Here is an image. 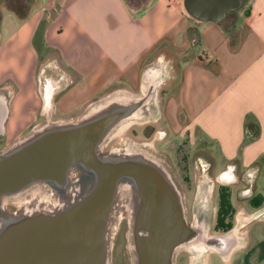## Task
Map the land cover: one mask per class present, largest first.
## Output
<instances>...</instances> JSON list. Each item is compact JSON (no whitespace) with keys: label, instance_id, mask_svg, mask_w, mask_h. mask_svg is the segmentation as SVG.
<instances>
[{"label":"crops","instance_id":"0c3cea01","mask_svg":"<svg viewBox=\"0 0 264 264\" xmlns=\"http://www.w3.org/2000/svg\"><path fill=\"white\" fill-rule=\"evenodd\" d=\"M182 1L33 0L21 18L26 0H0V148L46 116H73L104 94L157 80V119L172 134L197 131L216 176L232 164L234 180L221 186L240 202L232 226L219 230H234L229 256L186 264H264V0L203 22Z\"/></svg>","mask_w":264,"mask_h":264},{"label":"water","instance_id":"95a60500","mask_svg":"<svg viewBox=\"0 0 264 264\" xmlns=\"http://www.w3.org/2000/svg\"><path fill=\"white\" fill-rule=\"evenodd\" d=\"M182 2L197 22L219 21L242 5ZM158 83L110 94L73 117L48 116L0 148V264H111L123 218L130 264H177L183 252L195 261L229 256L234 230L211 233L206 198L189 218L182 185L161 156L131 141L105 147L121 125L158 118ZM5 113L0 95V134Z\"/></svg>","mask_w":264,"mask_h":264},{"label":"rangeland","instance_id":"374dc122","mask_svg":"<svg viewBox=\"0 0 264 264\" xmlns=\"http://www.w3.org/2000/svg\"><path fill=\"white\" fill-rule=\"evenodd\" d=\"M243 5L244 3L242 6ZM229 18L232 19L231 16ZM106 96H108V94H104L98 98V100L95 101V104ZM92 106H89L84 111ZM47 117L48 116L44 117L42 120ZM42 120L37 122L34 126L42 122ZM150 124H152L154 129L151 136H154L153 140H151V137H144L143 126L139 124H133L129 129L123 130V124L121 125L122 128L120 127V129L117 131L119 133L118 136H114L113 139H111V136L109 137L105 145L106 149L110 147L123 146L124 143L128 142L129 140L150 145L159 156L164 157L166 161L169 162L177 174V178L180 180L185 193V201L189 217L192 216V213L196 210L197 204L199 202V204L204 203L203 200L206 198L209 208L211 211H213V221L217 214L216 208H219V198L220 196L224 195L226 200L230 202L231 208L225 207L223 220H225L226 223L230 222L232 226L233 223L231 222H234V216L237 211V207L240 206L239 198L236 196L237 194H234L233 187L232 190L230 187L221 186L219 182H216V171L214 172V169L212 168L216 164V156H214L212 152H209L205 148L207 143L206 140L203 139L197 131L194 133L186 132L181 134H172L165 127L164 123L159 120L153 121ZM208 166L210 168H207ZM209 179H212L211 181H213V184L209 182ZM197 185L199 186L197 187ZM231 196L234 206L231 203ZM216 199L218 201H216ZM17 206L18 204L13 203H9L7 205L9 210H15ZM211 223L213 224V222ZM211 232H219V230L215 228V225H212ZM126 234L127 221L125 218H123L120 221L117 232L112 237L113 249L111 264H130L131 257L127 249ZM180 254L181 255H178L177 257V264H186L189 262V260L193 259L190 254L184 252Z\"/></svg>","mask_w":264,"mask_h":264},{"label":"flooded vegetation","instance_id":"af4514ba","mask_svg":"<svg viewBox=\"0 0 264 264\" xmlns=\"http://www.w3.org/2000/svg\"><path fill=\"white\" fill-rule=\"evenodd\" d=\"M52 117V116H51ZM158 119H156V118H149L148 120H141V121H139V120H133V121H129V122H127V123H125L124 124V126H123V130H126V129H129L130 127H131V125H133V124H139V125H141V126H143V132H144V137H151L152 136V133H153V126H152V124H150L151 122H153V121H157ZM118 132H115L114 134H113V136L111 137V139H113V137L114 136H118ZM154 139V136L153 137H151V140H153ZM129 141H131V142H136V141H133V140H129ZM128 141V142H129ZM127 143V142H126ZM136 143H138V142H136ZM139 144H142V145H144V146H146V147H148V148H150L151 150H153V148H151V146L150 145H147V144H145V143H139ZM154 152H155V150H153ZM165 161H166V159L164 158V157H162ZM167 162V161H166ZM168 163V165L172 168V170L174 171V169H173V167L169 164V162H167ZM232 170H233V165L232 164H228V165H226V167L224 168V170H222L217 176H216V182H219V184L220 185H223V183H231V181H233L234 180V178H233V176H232ZM175 172V171H174ZM176 174V173H175ZM177 175V174H176ZM180 181V180H179ZM181 183V182H180ZM182 185V184H181ZM250 190H251V186L250 185H248L245 189H243V190H238V193H240V194H243V195H247V194H249V192H250ZM190 219L192 218V216H190L189 217ZM212 233V232H211ZM214 233H216V232H214ZM179 255H181V254H179Z\"/></svg>","mask_w":264,"mask_h":264},{"label":"trees","instance_id":"16d2710c","mask_svg":"<svg viewBox=\"0 0 264 264\" xmlns=\"http://www.w3.org/2000/svg\"><path fill=\"white\" fill-rule=\"evenodd\" d=\"M8 2V0H6ZM33 0H26V3L24 4L22 10L20 11H16L17 15L21 18L25 17L28 13V9L31 5ZM129 5H131V2H129ZM11 9L12 6H10ZM132 7V5H131ZM225 207H228V208H231V204L228 200H226L225 196H220L219 198V208H218V212H217V215H216V222H215V228L217 230H226V229H229L231 227V224L230 222H225L224 219V209Z\"/></svg>","mask_w":264,"mask_h":264},{"label":"built area","instance_id":"2783aa9c","mask_svg":"<svg viewBox=\"0 0 264 264\" xmlns=\"http://www.w3.org/2000/svg\"><path fill=\"white\" fill-rule=\"evenodd\" d=\"M203 58L208 59V58H209V55L204 54V55H203Z\"/></svg>","mask_w":264,"mask_h":264},{"label":"bare ground","instance_id":"6f19581e","mask_svg":"<svg viewBox=\"0 0 264 264\" xmlns=\"http://www.w3.org/2000/svg\"><path fill=\"white\" fill-rule=\"evenodd\" d=\"M122 128V127H121ZM206 183V182H205ZM210 185V184H209ZM208 187V186H207ZM211 193V192H210ZM201 198V197H200ZM203 198H204V196H203ZM209 198H210V196H209ZM197 200V199H196ZM212 213H213V211H212Z\"/></svg>","mask_w":264,"mask_h":264}]
</instances>
